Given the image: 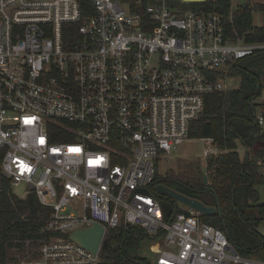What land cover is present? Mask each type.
<instances>
[{"label":"built area","instance_id":"2783aa9c","mask_svg":"<svg viewBox=\"0 0 264 264\" xmlns=\"http://www.w3.org/2000/svg\"><path fill=\"white\" fill-rule=\"evenodd\" d=\"M209 1L0 0V200L34 194L52 210L49 236L13 264L99 263L102 245L69 237L94 223L103 240L123 224L165 232L156 264H264L194 209L173 202L165 217L157 191V160L194 139L207 97L264 52ZM200 139L205 160L221 152Z\"/></svg>","mask_w":264,"mask_h":264},{"label":"trees","instance_id":"16d2710c","mask_svg":"<svg viewBox=\"0 0 264 264\" xmlns=\"http://www.w3.org/2000/svg\"><path fill=\"white\" fill-rule=\"evenodd\" d=\"M203 6L227 15L232 12L231 0L209 1ZM259 7L263 9L264 4ZM229 27L233 32L245 33L249 42L264 41V26L253 24L250 6L234 10ZM256 57L259 60L255 68L244 63ZM258 68L264 70V52L233 68V73L241 75L239 87L210 94L204 111L191 123V137H213L221 150L206 160L208 182L204 181L203 167L195 161H181L177 171L169 169L164 175L158 172L156 182L216 206L215 214H201V220L222 229L243 256L264 258V236L256 229L264 222V203L255 202V187L264 181L258 165L264 155V126L255 123L254 100L263 87ZM240 144L246 148L244 155L239 152ZM51 213V208L41 204L34 194L25 199L4 196L0 200V264L15 261V250L24 249L27 241L36 245L39 239L48 237L42 225ZM164 234L162 231L152 237L142 228L123 224L103 240L102 263H146L140 254L143 241H157Z\"/></svg>","mask_w":264,"mask_h":264},{"label":"rangeland","instance_id":"374dc122","mask_svg":"<svg viewBox=\"0 0 264 264\" xmlns=\"http://www.w3.org/2000/svg\"><path fill=\"white\" fill-rule=\"evenodd\" d=\"M264 4V0H231V7L233 10H237L242 6H250L253 13V24L255 26H263L264 25V8L260 9L259 5ZM259 58H253L251 60H247L244 63H247L250 68H255L258 64ZM258 75L261 80L262 90L261 94L254 100L256 104V111L260 110L262 105L264 104V70L257 69ZM226 85V89H234L238 88L241 82V75L235 74L232 72V77L227 78L224 81ZM208 146V144L201 140L200 138H194L191 141H186L183 144L179 145V147L174 150L171 157L168 158H161L157 160L158 168L160 174L164 175L169 169H173L175 171L178 170L179 165H181V161L190 162L195 161L201 164V166H206V160L204 159V150ZM239 152L241 155H244L245 149L244 146L241 144L239 145ZM207 171V170H206ZM260 172L263 174L264 169ZM257 196L255 198L256 203H264V181L260 184L256 185ZM19 194L22 193V190L19 189L17 191ZM187 208L186 206L182 205L181 209ZM72 208L70 207L69 210ZM256 229L259 233L264 236V222H261ZM151 241L149 239L143 241L142 249L140 254L142 257L146 259V263L142 264H156V255L151 249ZM38 247V242L36 245L30 244V241H27V244L24 249H16L14 255L16 256V260L12 261L10 264L19 262L21 259H24L28 256H32L36 254V250ZM255 258H260L257 256H252ZM97 264H108L102 263V260L99 261ZM141 264V263H140Z\"/></svg>","mask_w":264,"mask_h":264},{"label":"water","instance_id":"95a60500","mask_svg":"<svg viewBox=\"0 0 264 264\" xmlns=\"http://www.w3.org/2000/svg\"><path fill=\"white\" fill-rule=\"evenodd\" d=\"M207 167L203 166L204 181L208 182V175L206 173ZM157 191L162 199V208L165 217H170L174 203H180L188 208L194 209L204 215H213L217 212L216 206L207 205L199 199L187 196L179 191H176L162 183L157 185ZM168 198L171 201L165 199ZM105 228L100 223H94L92 226L84 229L75 230L70 234L73 241L83 245L93 253H97L99 247L103 243Z\"/></svg>","mask_w":264,"mask_h":264},{"label":"flooded vegetation","instance_id":"af4514ba","mask_svg":"<svg viewBox=\"0 0 264 264\" xmlns=\"http://www.w3.org/2000/svg\"><path fill=\"white\" fill-rule=\"evenodd\" d=\"M165 199H167V200H169V201H170V199H168V198H166V197H165ZM176 204H177V203H176Z\"/></svg>","mask_w":264,"mask_h":264},{"label":"crops","instance_id":"0c3cea01","mask_svg":"<svg viewBox=\"0 0 264 264\" xmlns=\"http://www.w3.org/2000/svg\"><path fill=\"white\" fill-rule=\"evenodd\" d=\"M260 8V7H259ZM261 9V8H260ZM233 10V9H232ZM233 12H234V10H233ZM264 26V25H263Z\"/></svg>","mask_w":264,"mask_h":264}]
</instances>
